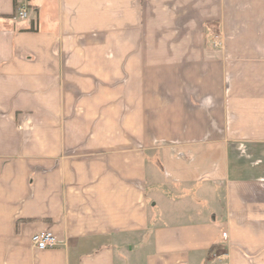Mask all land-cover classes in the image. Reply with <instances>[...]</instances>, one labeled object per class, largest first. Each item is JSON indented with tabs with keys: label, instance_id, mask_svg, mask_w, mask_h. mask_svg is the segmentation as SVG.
Returning a JSON list of instances; mask_svg holds the SVG:
<instances>
[{
	"label": "crops",
	"instance_id": "crops-1",
	"mask_svg": "<svg viewBox=\"0 0 264 264\" xmlns=\"http://www.w3.org/2000/svg\"><path fill=\"white\" fill-rule=\"evenodd\" d=\"M0 264H264V0H0Z\"/></svg>",
	"mask_w": 264,
	"mask_h": 264
},
{
	"label": "built area",
	"instance_id": "built-area-1",
	"mask_svg": "<svg viewBox=\"0 0 264 264\" xmlns=\"http://www.w3.org/2000/svg\"><path fill=\"white\" fill-rule=\"evenodd\" d=\"M28 16H29V12L27 6H22L17 10L14 19L25 20L28 18ZM218 45L220 44L218 43ZM31 242H32V246L36 250L52 249L59 246L62 243V241L51 232L36 233L32 236Z\"/></svg>",
	"mask_w": 264,
	"mask_h": 264
}]
</instances>
